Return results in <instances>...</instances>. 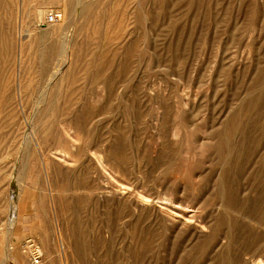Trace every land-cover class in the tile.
I'll use <instances>...</instances> for the list:
<instances>
[{"label": "rangeland", "instance_id": "obj_1", "mask_svg": "<svg viewBox=\"0 0 264 264\" xmlns=\"http://www.w3.org/2000/svg\"><path fill=\"white\" fill-rule=\"evenodd\" d=\"M18 2L13 14L0 8L10 88ZM65 4L68 16L62 1L29 10L24 27L50 42L81 30L63 90L94 114L69 131L94 160L45 147L57 161H18L22 136L5 144L0 264H32L29 240L41 264H264V0ZM75 113L53 117V131Z\"/></svg>", "mask_w": 264, "mask_h": 264}, {"label": "bare ground", "instance_id": "obj_2", "mask_svg": "<svg viewBox=\"0 0 264 264\" xmlns=\"http://www.w3.org/2000/svg\"><path fill=\"white\" fill-rule=\"evenodd\" d=\"M59 1L64 3L63 12L65 16H68L66 12L68 6L65 4L67 0H19V2L18 0H0L1 10L4 9L3 12L11 11L12 14L14 10L11 8L15 7V3L18 2L16 7L19 8L20 17H22L17 23V40L20 45L17 53V83L14 88H10L9 85V74L15 57L14 47L11 43L12 35L8 32L9 27H6L3 20H0V87L2 86L0 114L3 116L0 125V151H3L6 143L18 142L22 136L23 150L20 152L18 161H30L34 155L40 156L41 161H57L49 157L44 150L45 147H48L49 151L62 153L65 157L66 155L74 157L78 161L94 160L93 157H90L91 160H89L82 150L74 149V144L71 141L72 135L69 134L71 128L74 129V133H82L79 120H90L94 114L89 112L86 105L80 108L76 107L74 93L63 90V83L72 75L75 66H79V60L71 58V48L67 50V46L72 37L78 34L76 32L80 33L81 30L76 29L75 26V30L72 32L64 35L59 34L50 42L52 36L49 38L44 36L41 39L38 35L33 36L31 31L24 27V20L29 12L35 13L38 7L47 8L50 4ZM77 3L79 5V2ZM70 6L74 7L75 5L71 4ZM77 8L79 7L77 6ZM71 9L75 11V8ZM58 13L62 17V13L59 11ZM23 41H25L24 44H21ZM76 54L78 58L80 53L76 52ZM37 62L40 66L38 72L41 75V81L38 82V86H35V78L32 73L35 70L33 65ZM86 65H88V61L85 59L82 67ZM19 109L22 113L21 119L17 118ZM71 110H75L76 113L71 117L70 126L65 127L67 132L53 131V117L65 118ZM26 112L28 114H25ZM75 121L80 123L79 126L74 125ZM3 155L0 153V161L4 158ZM23 247L30 250L32 264L42 263V254L31 240L25 242Z\"/></svg>", "mask_w": 264, "mask_h": 264}, {"label": "built area", "instance_id": "obj_3", "mask_svg": "<svg viewBox=\"0 0 264 264\" xmlns=\"http://www.w3.org/2000/svg\"><path fill=\"white\" fill-rule=\"evenodd\" d=\"M61 19V15L57 12L51 13L48 17H46V24L52 25L56 24Z\"/></svg>", "mask_w": 264, "mask_h": 264}]
</instances>
